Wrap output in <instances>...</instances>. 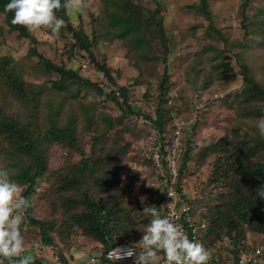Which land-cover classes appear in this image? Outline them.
I'll list each match as a JSON object with an SVG mask.
<instances>
[{
    "label": "rangeland",
    "instance_id": "rangeland-1",
    "mask_svg": "<svg viewBox=\"0 0 264 264\" xmlns=\"http://www.w3.org/2000/svg\"><path fill=\"white\" fill-rule=\"evenodd\" d=\"M132 1L144 16L151 12L150 17L156 19L140 20L141 41H136L133 33L120 41L111 34L107 37L105 32L110 28L104 29L103 19H92L90 13L105 18L104 10H113L110 0H82L78 6L66 0L71 24L82 25L88 32L93 27L100 34L88 47L89 58L77 54L76 46L71 60L65 52L73 42L68 30L61 29L55 35L41 28L29 31L27 38L12 31L0 15V57H12L11 64L30 89L24 87L28 94L15 96L0 77V98L20 112L21 125L41 139L36 151L43 155L45 172L27 193V186L15 176L22 166L33 165L32 157L16 144V138L9 134L5 138L1 132L0 168L8 170L10 179L24 189L23 196L31 201L22 226L26 229L22 234L27 254L43 258L47 264H59V254L68 260L69 252L76 258L69 264H86L93 253L91 246H101L91 241L93 238L86 236L83 228L90 201L105 207L104 201L114 200L121 209L118 217L122 218L117 217L119 222L112 225L114 228L125 223L127 230L122 234L114 231L113 240L121 236L131 242L141 239L152 219L142 210L155 205L160 214L163 212V181L169 176V164H162L159 158L156 161L154 151L164 152L161 147L172 142L177 145L167 158L177 169L175 180L194 208L193 217L213 224L208 221L214 220L217 213L213 210L207 214L206 209L220 204L225 210L232 197L223 183L215 185L209 178L212 163L221 156L232 160L235 150L229 146L235 148L238 142L231 141V130L235 125L245 127L257 103L261 106L259 112H264V94L249 100L243 78L249 76L256 86L264 88V0H206L204 8L200 0ZM35 50L55 64L63 62L80 75L105 84L104 90L109 91L106 84L110 79L91 60L105 62L117 85L127 86L130 91L129 111L125 104L119 108L93 90L79 89L80 84L70 77L60 78L39 61ZM77 55L88 61L86 67L81 66ZM164 58L168 82L161 106L162 128L158 129L151 118L160 106L157 87ZM256 116H252L256 118L255 126L264 118L259 113ZM51 123L70 126L75 142L46 138L45 130ZM219 141L221 146L210 148ZM189 146V161L181 180L179 165ZM254 152L249 159L253 166H261L257 175L264 183V150L257 144ZM100 175L107 181H99ZM41 226L52 238L53 247L42 244ZM235 227L232 236L239 232ZM242 227L244 233L238 237L242 243L251 246L264 242V232L253 231L244 223ZM229 238L233 237L213 232L205 240L208 250L216 252L223 264L233 256ZM83 244L86 246L81 248ZM79 250L80 255L76 254Z\"/></svg>",
    "mask_w": 264,
    "mask_h": 264
},
{
    "label": "trees",
    "instance_id": "trees-1",
    "mask_svg": "<svg viewBox=\"0 0 264 264\" xmlns=\"http://www.w3.org/2000/svg\"><path fill=\"white\" fill-rule=\"evenodd\" d=\"M65 1L66 0H61V3L64 5V7H62L61 10L57 12V16L65 20L67 26L65 28H62V30H68L69 32H71L73 39V42L70 43L71 48L65 51L67 59L71 60L74 57L75 52H77V54L85 56L86 58H89L91 55L89 56L87 54V52L89 51L88 47L94 44L93 41L95 42L98 39L97 36H99L100 34L99 32L95 33L96 29L93 27L91 28L92 31L88 32L82 25L76 27L73 26L69 19V15L65 10ZM200 1L202 4L201 7L204 8L206 6V0ZM110 2L113 5V10H104L103 14L105 15V18L99 17L97 15L93 16V13H90V15H92V19H103L102 26H105L104 29L106 27L110 28V30H107L108 32H105V35L107 37L111 34L115 39L117 38L120 41L121 39H124V37L129 33H133L138 37L135 38L136 41H141L142 38L140 37V35H138V31L143 28L141 24L142 22H140V20L143 18V22H145L147 19L153 21L156 20L154 17H150L151 12L148 13L149 18L144 16L140 6L135 4L132 0H110ZM7 3H9V0H0V15L3 16L4 22L9 26L10 29H12V31H18V34L20 36L29 38L30 33L27 28L18 24L14 25L12 23L14 13L5 12L4 9ZM90 25H93V20L90 21ZM155 26L158 27L159 23H157ZM76 46L77 51L72 52L73 48H75ZM35 53L39 61L43 63L48 68V70H54L55 72H57L60 75V78H62L61 76H63L64 78L70 77L78 84H80L79 89L85 88L93 90L97 95L104 96L107 100L111 101L119 108H122L125 104L127 106L126 108H128L129 111L130 107L127 103L131 97L129 94L130 91L128 90L127 86L117 85L115 79L111 76L109 66L105 62L100 63L95 60L93 61V59L91 60L94 67L101 71L105 77H108L110 79V81L106 84L109 86V91L104 90L105 84L97 81H92L89 78L80 75L77 70L67 68L65 66V63L60 62L59 64H55V62H53L49 58L47 59L43 57L36 50ZM11 62L12 57L10 55H4L0 57V77L4 79V83L9 87L10 91L15 96H25L26 93L28 94L26 88L29 89V87H26L24 85L25 82L24 80H22L23 78L19 77L17 68L15 67V65H12ZM166 62V58H164V66L160 74L161 76L158 80L157 87L160 91L158 95V105L160 106L155 111L154 119L151 118L158 129L162 128L161 113L163 110H161V106L165 102L163 96L167 91L166 84L168 82V66L166 65ZM243 78L246 84V86L244 87V92L247 95L250 94L249 100H251L255 96H258V94L260 93V95L263 96V87L261 88L259 86H256L249 76L245 75ZM53 87L55 89L57 88L56 85H54ZM256 106H259V103H257ZM256 106L253 108L255 110L253 112L254 115L250 114L245 122V127L239 129L237 125H235L230 132V137L232 136L231 141L238 142V146H236L235 148L229 146L231 149L235 150V157H233L232 160L229 156L218 157L215 162L213 161L212 170L209 174V178L212 179V181L214 180L215 185L216 183H223L224 187L229 188L228 193L231 195L232 200L227 202V207L225 208V210L221 209L220 204L210 206L208 209H206L205 212L207 214L214 210L216 211L217 215L214 220L208 221L213 222L215 226H213L212 223H207L206 229L204 231V239L206 240L213 232L217 236H220L221 234H227L229 235V237H233L232 239L229 238L230 243H228V245L231 248V251H233L234 257L238 255L240 248H246L250 250L254 249L256 246L264 245V242H258L257 244L250 246L249 244L242 243L241 239L238 240V237L240 238L241 234L244 233L242 223L246 224L253 231L264 232V197H261L259 195L262 191H264V183L261 182L260 176L257 175V172L260 173L262 169H258L259 167H261L258 164H254L253 166L249 159H252L254 157V148L257 144L264 150V137L260 136L258 129L255 126L256 118H253L257 117L256 115H258V113L261 116L264 115V112H259L261 106ZM108 119L109 117L107 118V122ZM20 121V112H17L16 109L9 108L6 105L4 99L2 100V98H0V132L5 136V138L6 136H8V134L10 138H16V141L18 143H15L18 146H22V149H26L33 160L32 166H22L20 168V171L15 176L21 184L27 186L26 192L28 193L33 190L36 178L40 177L45 172V166L43 155L36 151V143L37 141L39 142V140L41 141V139L37 138V136L33 132L28 131L26 129V126H24L25 124H23L22 126ZM110 121L108 122V127L112 126V123H110ZM119 121H122V118H120ZM45 135L46 138L52 136L50 137V139L64 140L73 143L75 142V137L70 131V126L63 127L60 125H56L55 123H51L45 130ZM94 137L95 139H99L98 136ZM255 140L259 141L255 142ZM221 142L219 141L210 145V148L216 149V147L221 146ZM161 148L164 149L165 146ZM190 149L191 147L189 146L187 150L182 154L181 162L179 165L181 180L184 170H186L188 165ZM163 154H167L166 149H164ZM162 164H166L165 159H162ZM100 170L101 169L97 171ZM98 179L101 182L107 181V179L102 175H100ZM217 179L221 180L218 181ZM174 185L178 189L182 190V186H178L177 182ZM164 197L165 196L163 195L162 201L164 200ZM113 201L114 200L104 201L103 203L105 204V207L102 203L99 204L94 201L88 202L90 213L89 217H87L86 215V218L84 220L85 225L83 226V228L86 236L93 238L101 244L99 248L97 247L98 250L104 251L112 245L115 240H113L114 231L116 233L122 234L127 230L126 225H124L125 223L113 228L112 224L115 223L118 214H121V209H119L117 203L114 204L115 202ZM121 218L122 216L118 217L119 220ZM33 223L36 225L41 224L39 221H34ZM234 227L238 228L239 232L232 236L231 230ZM43 228L44 226L40 227V238L42 244L53 247L54 245L52 238L47 233L46 228ZM234 231L236 230L234 229ZM80 246L82 248L85 246V244ZM66 259L67 258H64L62 254L57 255V261L59 264H69V261H73L76 258L72 252H69L68 260ZM36 264L47 263L44 262L43 258H36ZM116 264L122 263L116 262ZM262 264H264V258Z\"/></svg>",
    "mask_w": 264,
    "mask_h": 264
},
{
    "label": "clouds",
    "instance_id": "clouds-1",
    "mask_svg": "<svg viewBox=\"0 0 264 264\" xmlns=\"http://www.w3.org/2000/svg\"><path fill=\"white\" fill-rule=\"evenodd\" d=\"M71 3L78 6L82 0H71ZM62 7L61 0H9L4 10L14 13V25L24 26L29 31L46 28L59 35L67 26L65 20L57 16ZM77 58L81 61L80 55ZM256 128L264 137V118L257 122ZM23 191L10 179L8 170L0 168V264L5 261L7 264H36V257L27 254L29 250L25 248L22 234L26 230L22 227L25 213L31 207ZM259 195L264 197V191ZM142 211L152 218L142 238L134 245L112 248L107 256L112 264L133 257V264H160L161 254L166 264H209L211 253L202 243L189 239L183 226L176 222L178 217H162L155 205L146 206ZM87 264H101V258L90 257Z\"/></svg>",
    "mask_w": 264,
    "mask_h": 264
},
{
    "label": "built area",
    "instance_id": "built-area-1",
    "mask_svg": "<svg viewBox=\"0 0 264 264\" xmlns=\"http://www.w3.org/2000/svg\"><path fill=\"white\" fill-rule=\"evenodd\" d=\"M82 61V67H86L88 64L87 60ZM179 131H176L178 133ZM177 144H173V142L167 146H165L164 149L167 150V154L164 155L163 152L159 153L154 151L155 157L154 159L157 161L159 158L161 163L162 159H165L166 164L168 165L169 170V176L166 177L163 181L164 185V200L162 201V217L165 216H171L174 219H176V222L181 224L183 226L184 231L187 233L189 239L200 242L203 244V246L208 250L206 247V242L204 239V231L206 229V222L204 220H196V218L193 217V210L191 204L189 203V200L187 199V196L183 193L182 190L178 189L174 183H176L177 179V169L173 166V163H171V159L167 158V155L170 154V152H174L175 146ZM156 152V153H155ZM185 208L187 210H185ZM138 242V241H137ZM136 242H131L130 239L126 236H121L118 239H115L111 246H109L106 250H97L94 251L90 257H100L101 258V264H109L112 263L110 260L107 259L108 254L111 252L112 248H116L118 246L123 245H134ZM209 251V250H208ZM211 253V259L209 261V264H223L221 260L217 258L216 252L209 251ZM161 261L160 264H166V260L163 259V254H161ZM222 257V256H220ZM237 260H236V258ZM232 256L231 261L228 260L227 264H262L263 258H264V245L263 246H256L254 249H239L238 255ZM88 258V260H89ZM135 257L133 258H126L123 260L116 261L118 263L122 264H128V261H130V264H133ZM87 260V261H88Z\"/></svg>",
    "mask_w": 264,
    "mask_h": 264
},
{
    "label": "crops",
    "instance_id": "crops-1",
    "mask_svg": "<svg viewBox=\"0 0 264 264\" xmlns=\"http://www.w3.org/2000/svg\"><path fill=\"white\" fill-rule=\"evenodd\" d=\"M85 240H86V239H85ZM139 240H140V239H139ZM139 240H138V241H139ZM91 241H94V239H91ZM98 244H99V243H98ZM85 246H86V245H85ZM85 246H84V247H85ZM87 246H88V245H87ZM96 247H97V246H96ZM91 250H92V252H94V251H96V250H98V249H97V248L94 249L93 246H91ZM98 251H99V250H98ZM80 252H81V251L79 250L78 253H76V254H79V255H80Z\"/></svg>",
    "mask_w": 264,
    "mask_h": 264
}]
</instances>
